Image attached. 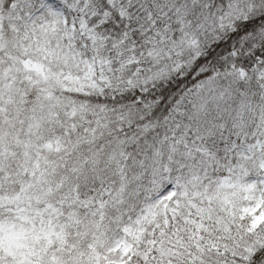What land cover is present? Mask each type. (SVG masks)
<instances>
[{
    "label": "snow or ice",
    "instance_id": "6c2138e0",
    "mask_svg": "<svg viewBox=\"0 0 264 264\" xmlns=\"http://www.w3.org/2000/svg\"><path fill=\"white\" fill-rule=\"evenodd\" d=\"M0 264H264V0H0Z\"/></svg>",
    "mask_w": 264,
    "mask_h": 264
}]
</instances>
